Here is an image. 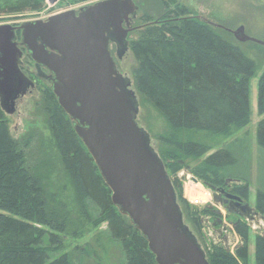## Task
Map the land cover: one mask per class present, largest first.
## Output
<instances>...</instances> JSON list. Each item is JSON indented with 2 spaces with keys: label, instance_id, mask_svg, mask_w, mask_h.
Instances as JSON below:
<instances>
[{
  "label": "trees",
  "instance_id": "1",
  "mask_svg": "<svg viewBox=\"0 0 264 264\" xmlns=\"http://www.w3.org/2000/svg\"><path fill=\"white\" fill-rule=\"evenodd\" d=\"M28 1L17 0L14 10L25 9ZM175 13L179 19L166 32L182 44L183 53L169 57L159 51V44L151 42V47L145 42L143 47L157 84L153 103L171 131L154 146L166 171L177 159L206 151L199 142L180 139L178 132L224 136L247 123L248 85L256 71L254 62L230 41L214 36L210 24L186 16L184 9ZM46 84L35 101L44 113L49 133L46 142L32 130L14 138L0 110V264H74L63 251L62 237L77 236L90 224L87 202L102 215L109 235L119 243L121 264H156L145 239L111 203L110 191L75 134L72 121ZM258 108L264 111V71L258 82ZM36 135L37 149L32 147ZM256 144L264 152V117L257 123ZM237 162L229 147L220 148L206 156L193 173L204 184L229 188L230 193L246 199L249 183L245 176L233 175L239 183L227 182L232 177L229 170ZM58 172L71 188L68 197L52 186L50 178ZM171 182L181 201V183L175 178ZM178 203L188 223L198 230L197 216ZM210 207L204 206L203 211H211ZM255 210L264 218V186L257 188ZM233 228L240 240L233 253L221 245L202 247L209 264L248 263L249 225L238 216ZM82 252L96 254L84 247ZM254 260L264 264V238L260 236L255 239Z\"/></svg>",
  "mask_w": 264,
  "mask_h": 264
},
{
  "label": "water",
  "instance_id": "2",
  "mask_svg": "<svg viewBox=\"0 0 264 264\" xmlns=\"http://www.w3.org/2000/svg\"><path fill=\"white\" fill-rule=\"evenodd\" d=\"M136 11L133 0H98L46 19L1 24L0 110L12 116L17 101L34 88L20 69L25 50L72 121L110 191L111 203L145 239L156 264H209L183 221L171 179L149 133L137 122L138 101L131 81L118 71L110 52L111 44L117 59L127 52L130 19ZM206 23L231 33L238 42L264 46L242 25L233 30ZM191 180L198 182L195 177ZM205 185L223 197L229 212L247 221L259 215L240 196Z\"/></svg>",
  "mask_w": 264,
  "mask_h": 264
},
{
  "label": "rangeland",
  "instance_id": "3",
  "mask_svg": "<svg viewBox=\"0 0 264 264\" xmlns=\"http://www.w3.org/2000/svg\"><path fill=\"white\" fill-rule=\"evenodd\" d=\"M16 1L0 0V25L46 19L55 13L69 9L77 10L98 0H53L51 2L49 0H40L41 2L23 0L25 3L28 1V6L25 9L15 11L14 9H17ZM136 1L139 7L133 26L143 24L144 26L130 33L129 47L121 59H117L114 50L112 54L116 68L122 75L130 79L131 88L136 94L138 101L137 122L149 133L151 144L157 146L160 144L159 138L165 137L171 131L164 117L153 103L157 84L152 78L150 68L144 58V42L147 47H151V43L159 44V51L164 55L179 57L183 53L182 44L166 32L173 26L174 21H177L178 15L175 12L179 9L182 11L184 9L187 12L186 16L204 23H206V19L233 30L242 25L246 34L264 41V0ZM179 17L183 16L180 15ZM146 23L149 25H145ZM210 26L214 36H220L230 41L239 52L251 59L256 66L255 74L249 80L248 85L250 103L248 121L242 127L236 128L224 136H205L202 133L186 131L178 132L180 139L189 138L199 142L206 151L177 159L170 165L167 173L170 179L175 178L181 183V201H178V197L177 201L182 204L183 208L194 212L197 216L198 230L188 223L185 215L182 214L184 223L195 234L201 246L207 249L211 246L221 245L233 253L235 247L240 244L239 237L233 228V222L238 220V215L227 210L221 202L223 198L221 195H215V193L212 195L208 187L194 175L193 169L215 150L229 147L234 152L238 162L229 170L232 177H229L227 182L239 183V181H234L233 175L245 176L249 183V194L243 201L255 209L257 188L264 186V152L256 144L257 123L264 117V111L262 112L258 108V82L264 71V46L254 42H238L231 33L211 24ZM45 87H47L46 83H38L37 88L32 89L17 101L16 111L12 116L5 114L10 135L14 138L32 130L35 132L34 134L41 135L40 138L43 139V143L46 142L49 133L43 122L44 113L41 105L35 102L40 99L39 90ZM37 138L36 135L35 140L32 141L35 144L32 147L36 149L40 147ZM191 177L197 178L198 183L192 184ZM50 180L52 186L57 191H62L65 197L71 195V188L61 173H56ZM203 190L210 192L212 206L211 209H208L211 211H203L204 206H209V204L194 205L190 202ZM86 208L91 218L90 224L77 236L76 234L72 236L70 234L63 235V251L70 255L74 264H121L123 255L120 252L119 243L109 235L107 223L102 220V215L91 203L87 202ZM215 211L220 212V215H217ZM109 215L111 214L109 213ZM244 220L249 225L247 264H255L254 244L256 237H264V218L257 215L252 221ZM83 247L96 251V254L82 252Z\"/></svg>",
  "mask_w": 264,
  "mask_h": 264
},
{
  "label": "flooded vegetation",
  "instance_id": "4",
  "mask_svg": "<svg viewBox=\"0 0 264 264\" xmlns=\"http://www.w3.org/2000/svg\"><path fill=\"white\" fill-rule=\"evenodd\" d=\"M133 2L137 6V9H138L139 6L137 4V1L136 0H133ZM135 18H136V15H135V17H132L130 19V28H131V31H129L128 34H127L128 47H129V36H130V33L133 32V31H135L136 29H139L141 26H144V24L141 25V26H133V22H134V19ZM205 21H207V20L205 19ZM158 22H160V21H158ZM149 23H151V22H149ZM149 23H146L145 25H147ZM12 25H16L17 26L18 24L15 23V24H12ZM123 26L125 27V24ZM15 33H16V37H17L16 41L19 42L20 41V32L19 31H16ZM113 50H114V55L116 56L115 46L113 44H111L110 45V52H111L112 57H113V54H112V51ZM20 69L33 82V84H34V88L33 89L37 88L38 87V83H40V82L41 83H48V81L43 76H41L38 73V71L36 70V68L34 66V62L31 60L30 56H28V54L26 53L25 50H23V55H22V58H21ZM43 71L46 74L49 73L46 69H43ZM224 190L225 191H229V188L224 189ZM213 192L215 193V195L218 194L215 190ZM216 198L218 199V197H216Z\"/></svg>",
  "mask_w": 264,
  "mask_h": 264
},
{
  "label": "built area",
  "instance_id": "5",
  "mask_svg": "<svg viewBox=\"0 0 264 264\" xmlns=\"http://www.w3.org/2000/svg\"><path fill=\"white\" fill-rule=\"evenodd\" d=\"M192 184H197V183H193ZM210 192L209 190H203V192L199 193L197 196H195L194 198H192L190 200V202L194 205H199V204H204V205H207V204H210L211 205V202H210ZM222 214V213H221Z\"/></svg>",
  "mask_w": 264,
  "mask_h": 264
}]
</instances>
